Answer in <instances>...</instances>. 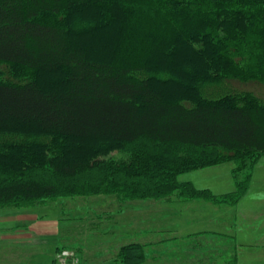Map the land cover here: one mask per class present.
Here are the masks:
<instances>
[{
    "label": "trees",
    "instance_id": "obj_1",
    "mask_svg": "<svg viewBox=\"0 0 264 264\" xmlns=\"http://www.w3.org/2000/svg\"><path fill=\"white\" fill-rule=\"evenodd\" d=\"M97 23L122 31L110 57L76 39ZM234 83L264 84V0H0V204L83 191L81 174L139 139L146 151L104 168L112 183L211 200L178 175L225 162L245 175L264 157V97Z\"/></svg>",
    "mask_w": 264,
    "mask_h": 264
},
{
    "label": "rangeland",
    "instance_id": "obj_2",
    "mask_svg": "<svg viewBox=\"0 0 264 264\" xmlns=\"http://www.w3.org/2000/svg\"><path fill=\"white\" fill-rule=\"evenodd\" d=\"M86 18L92 20V22L95 19L92 16ZM94 21L97 22V19ZM81 27H83L85 33L80 32L76 39L87 44L90 42L92 44V48L89 50L90 53L94 52L96 55L99 54V56L104 57L112 55L121 36V29L117 31L114 23L104 26L97 23L89 29H86V26L83 25ZM91 44H88V46L90 47ZM173 54L175 57L180 55L185 60V65L182 68L184 79L193 76V72H188L187 66L196 64V60L182 51L179 53L176 50ZM168 62V68H173V60ZM172 73L179 75L175 71H172ZM55 75L57 76L55 73L51 78ZM177 81L178 84L176 85L178 86L186 84L184 81ZM173 84L175 85V83ZM234 86L242 90L252 89L254 93L264 97V84L251 83L243 85L234 83ZM170 100L168 99V101ZM149 145V141L139 139L127 144L122 150L112 151L99 158L100 162H103V166L100 165L98 171L91 175L81 174L79 176L81 179L87 180L82 186L84 192L77 190L76 192L72 191L71 195L62 197L19 198L1 203L0 264H54L52 251L56 247H59V249L54 254L66 249L74 254L76 253L80 264H154L156 259L152 261L148 257H145L144 262L141 263L143 255L156 250V246L153 245V248L141 245V242L145 239L141 235V230H139L141 224L136 219L142 218V214L146 212L140 210L138 203L143 200L158 201L159 199L142 198L140 195L142 191L144 193V190L136 186L135 183H125L126 189L118 188L116 181L114 184V182L112 183L113 180L108 178V172L107 175H104V168L126 159L130 153L140 152L141 149L146 151L148 149L146 146ZM195 150L186 148L183 152L191 151L190 154L196 156L197 154L193 153L199 152ZM257 162V165H254L255 167L251 171L246 168L248 170L244 171L245 175L242 172L236 173L234 171L233 162L222 163L223 166H220L221 164L207 166L208 185L222 182V188L228 189L220 194L205 191L212 196L211 200L206 201L216 205L233 206L249 189L262 187L264 184V158H260ZM204 171L207 170L194 169L183 172L178 175V181L183 182L185 179H192L196 180L198 184H202L204 180L201 179V175ZM43 175L47 182L53 184L63 180L65 185V183H71L77 179L76 177L64 178L59 179V181L56 175L49 172L43 173ZM4 181L6 183L11 180L6 177ZM238 185H242L241 189L244 192L239 200L234 202L231 193L239 187ZM168 200H172V198ZM47 232H49L48 236L51 235L50 237L46 236ZM32 233L34 234L32 235ZM58 239V243L54 244V240ZM35 240H37V244L33 243ZM2 241L4 242L2 243ZM203 244L205 242H199L195 249L200 250ZM128 247H132L131 250L135 252L139 250L141 258L136 260V255L132 254L133 251H124ZM157 247L160 246L157 245ZM205 247L208 248V243L205 244ZM160 248L162 249V247Z\"/></svg>",
    "mask_w": 264,
    "mask_h": 264
},
{
    "label": "crops",
    "instance_id": "obj_3",
    "mask_svg": "<svg viewBox=\"0 0 264 264\" xmlns=\"http://www.w3.org/2000/svg\"><path fill=\"white\" fill-rule=\"evenodd\" d=\"M200 170H207L201 175L202 184L192 179L182 181L214 194L228 189L222 188V182L208 185V167ZM171 198L138 203L140 210L146 211L136 219L145 239L141 245L156 246V250L143 255L141 263L148 257L156 259L154 264H264V184L249 189L233 206ZM49 232L47 237L51 236ZM58 241L54 240V244ZM199 242L208 243V248L203 244L200 250L195 249ZM57 249L52 251V257Z\"/></svg>",
    "mask_w": 264,
    "mask_h": 264
},
{
    "label": "built area",
    "instance_id": "obj_4",
    "mask_svg": "<svg viewBox=\"0 0 264 264\" xmlns=\"http://www.w3.org/2000/svg\"><path fill=\"white\" fill-rule=\"evenodd\" d=\"M55 264H80L76 254L68 250H60L55 256Z\"/></svg>",
    "mask_w": 264,
    "mask_h": 264
},
{
    "label": "bare ground",
    "instance_id": "obj_5",
    "mask_svg": "<svg viewBox=\"0 0 264 264\" xmlns=\"http://www.w3.org/2000/svg\"><path fill=\"white\" fill-rule=\"evenodd\" d=\"M100 17V16H99ZM101 23V22H100ZM106 23V22H105Z\"/></svg>",
    "mask_w": 264,
    "mask_h": 264
}]
</instances>
